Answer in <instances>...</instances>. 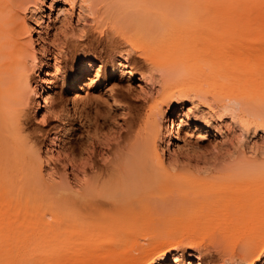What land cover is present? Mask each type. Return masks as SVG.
Masks as SVG:
<instances>
[{
  "label": "bare ground",
  "instance_id": "bare-ground-1",
  "mask_svg": "<svg viewBox=\"0 0 264 264\" xmlns=\"http://www.w3.org/2000/svg\"><path fill=\"white\" fill-rule=\"evenodd\" d=\"M224 1L49 0L45 28L54 38L85 37L89 15L95 29L107 22L147 65L144 73L130 69V53L110 65L152 90L127 111L124 135L97 154V133L83 136L85 145L74 137L91 127L76 98L81 79L93 68L86 80L95 84L105 67L84 55L71 77L55 75L46 61L57 40L36 49L25 16L42 26L44 0H0V264H33L23 258L37 248L46 264H207L212 248L228 264H264V148L254 142L249 155L191 158L211 129L226 139V125L214 119L229 118L241 138L264 134V12L229 15ZM239 22L255 27L244 33ZM171 25L168 38L160 28ZM57 81L73 91L67 105L51 94ZM166 108L174 109L168 117ZM45 110L57 122L46 135V159L38 136L27 133L30 115L46 123ZM45 163L63 165L68 177L48 182L39 168ZM207 234L210 247L202 248Z\"/></svg>",
  "mask_w": 264,
  "mask_h": 264
},
{
  "label": "rangeland",
  "instance_id": "rangeland-1",
  "mask_svg": "<svg viewBox=\"0 0 264 264\" xmlns=\"http://www.w3.org/2000/svg\"><path fill=\"white\" fill-rule=\"evenodd\" d=\"M221 1L222 0H217V2H221ZM48 2L49 0H44L45 9H44V20L42 22V26L37 27L35 23H33V20L29 19L30 15L29 14L25 15L27 16L26 19L28 23L32 27L30 31H33L32 36L35 39V47H37L36 49H38L43 43H47L49 40H52V37L54 35L53 30H51L50 28L49 29L45 28L46 24L48 23L46 16L48 14L50 15L52 14V12L46 9ZM224 3H225L227 13L229 15L257 14V13L264 12V0H246V1L225 0ZM85 19L86 20L88 19L87 24H85L86 31L88 32L87 35H85L84 37L83 35L79 33H74V34L70 33L65 38H63V36L56 37V38L53 37L57 41L55 43L56 48L54 47L55 51L53 50V48L51 49V51H53V53H56L55 55L56 57H59V60L55 62L53 59V55H52L53 53H51V57L49 56V59L46 61V63L49 64V68H50L49 70L53 72L55 71V75L59 76L62 74L68 77L72 76L74 70L78 66L80 58L84 55L87 56L88 59L93 60L95 65H101L105 67V71L102 74V76H99L100 79L97 83L92 84L91 80H86V77H89V79L94 78L95 70L93 68L88 72L87 75L84 76L85 80H84V77L81 79V90L78 91L79 96L76 98V101H77L78 108L80 110L83 109L81 111L84 113L83 115L86 116L87 118L86 124L91 125V127L89 128L88 132L85 131L86 130L85 128L84 130L79 129L76 132L77 133L76 136H74V137H78L81 134V137L83 139L82 143H84L85 145L87 136L92 135L93 137L94 134L96 135L97 133V135L94 136V139L96 138V141L100 143L101 146L98 145L96 148V151L98 150L102 151L103 148H105L104 142L108 141V139L110 142L112 141L111 143H114V139H115V137H113L114 134L115 136L119 134L124 135L125 124H126V121L128 120L126 118L130 117L128 113L129 109L130 108L135 109L137 107H141L144 104L143 97L144 96L148 97V95H150L149 93H151L150 89L152 90V88H150L149 85H146L144 81L138 80L140 79V76H135L132 79H128L127 77L119 76L118 72L112 73L111 70L109 71L111 67L110 65H112V62L113 64H116L118 61V56L121 54L124 55L127 53H130L129 62H128V67L130 69H133L137 71L138 73L140 72L144 73L147 69V65L139 57L138 51L130 49L129 46L126 45L124 40L117 33L111 32L110 26L107 22H102L99 25V29H95V26H93L94 23L90 21L91 16L86 15ZM76 20H77L76 17L73 18V22H72L73 27H78V26L80 27L81 26L80 22L77 23ZM238 25L240 26L241 31L244 33H247V32L249 33L251 30L254 29L253 27H255L254 25L251 26V24L247 22H239ZM160 29H161V32L162 33L164 32L163 34H165V36H167L168 38L173 37V33L175 31V28L173 25L166 26ZM91 32H93L96 35L93 39L89 38L91 36ZM262 32L264 33V27L262 28ZM89 39L90 41H92L91 43ZM159 41L158 43H155L154 46L152 45L150 47L149 53H152V51L154 50L153 48L157 49V47H159L160 45ZM161 41L163 42V40ZM46 69L47 68H44L43 70H46ZM36 74L39 75V73L33 74V79H34L33 81L37 79ZM114 74L116 75V77ZM32 84L34 85V83ZM127 89H130L131 93H128ZM51 94L60 98V102L62 103V105L69 104L71 99L73 98L72 89L70 88L61 89L59 81L56 82L54 92H51ZM87 99L88 100L91 99V101L85 107H83L84 102L85 101L87 102ZM114 99H116L119 103H121L122 108H118V107L116 108V106H114V102H113ZM185 107H186L185 109L188 108L187 103H185ZM96 109H99V110L95 112ZM166 110H167L166 117H168L172 113V111H174V109H170V108H166ZM123 111H125L128 114H125V112ZM96 114H98L99 116ZM32 117L33 116L30 115V120L27 126L29 131L27 130V133L31 134L34 132L33 134L38 136L39 146L42 145L41 147H43V149L40 147L42 156H44V159H46L45 149H47V144H48L46 135L51 128L56 127L57 122L51 118V115L48 112H46V119H45L46 123L45 124H43L40 120H36L35 117L33 118ZM82 122H85V121L83 120ZM93 123L94 124L97 123L98 125L97 124L94 125ZM216 123H221L222 125L223 124L226 125V127L224 128L226 139L222 142L220 138V133L216 129H211V133L207 137H205L203 140L195 144L197 148L195 147L194 153L191 154V158L194 162L195 161L201 162L205 157H209L211 155L217 154V151L219 152L220 150L221 152L228 151L230 154L233 152H235V154H238L239 152L244 151L247 155H249L248 147L252 145V143L254 142H256L259 147L264 148V134H262L261 132H257L255 137H252V135L251 137L247 135L244 138L243 137L241 138L240 132L237 126L233 123H230L229 118L222 117V119H214V124ZM94 127H96V129ZM177 130L180 131L181 128L177 126ZM89 133H91V135ZM196 133L198 132H193V136L196 135ZM83 136H85L86 138L85 137L83 138ZM180 136L181 137L183 136L182 131H180L179 133V137ZM105 138H107V140ZM190 140L192 141V138ZM179 144L182 145L183 143L179 142ZM113 145L112 147H114ZM99 151L97 152V154H99ZM113 151L114 150H112L108 154L110 156L109 159L113 157V155L111 154ZM166 157H167V154L165 153V158ZM99 158L100 157H97V163L100 166H103L104 164H102V162L100 163L102 159L101 158L99 159ZM45 165L46 163L44 165L41 164L39 168L41 170L40 172L43 175L44 179L47 180L48 182L49 180L60 182L63 176L64 178L68 177V171L65 169L63 165L55 164V163L50 164V166H48V164L46 166ZM50 176H52L54 179H52V177ZM263 208H264V204L261 210V214L264 216ZM263 221H264V217H263ZM210 239L211 237L208 234L200 237L201 243L204 244L202 245V248L210 247V242H211ZM0 249L1 251H5L6 247H0ZM37 249L28 250V253L29 252L30 253L26 256L27 258L26 257L23 258V261H27L29 257L31 256L34 258L33 264H46L45 262L47 260L46 255H40ZM213 249L215 250V248L211 249L212 251L211 255L207 259L208 261L206 260V263L207 264H228V261L226 260H224L226 261V263L223 260H222L223 262L220 261L221 255L220 254L218 255L220 251L218 249L214 251ZM188 260L190 262L195 261L194 258L185 257V262H188Z\"/></svg>",
  "mask_w": 264,
  "mask_h": 264
}]
</instances>
